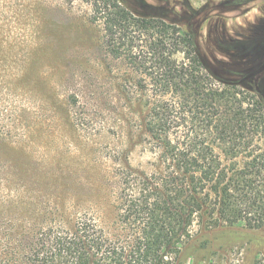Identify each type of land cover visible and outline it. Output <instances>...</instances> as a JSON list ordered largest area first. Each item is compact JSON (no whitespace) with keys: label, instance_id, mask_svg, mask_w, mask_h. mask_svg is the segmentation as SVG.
I'll return each instance as SVG.
<instances>
[{"label":"trees","instance_id":"16d2710c","mask_svg":"<svg viewBox=\"0 0 264 264\" xmlns=\"http://www.w3.org/2000/svg\"><path fill=\"white\" fill-rule=\"evenodd\" d=\"M85 2L106 53L125 69L119 89L150 160L145 169L132 164L131 138L100 219L48 224L18 212L6 234L0 228V264H184V247L200 234L241 223L262 229L261 81L222 78L220 70L247 74L201 52L195 17L168 20L147 0Z\"/></svg>","mask_w":264,"mask_h":264},{"label":"rangeland","instance_id":"374dc122","mask_svg":"<svg viewBox=\"0 0 264 264\" xmlns=\"http://www.w3.org/2000/svg\"><path fill=\"white\" fill-rule=\"evenodd\" d=\"M147 1L168 20L195 17L201 52L247 74L220 70L222 78L264 85V0ZM91 18L85 0H0L3 234L21 211L48 224L100 219L117 190L128 141L134 166L145 169L150 160L137 140L135 110H125L119 89L125 69L106 53L102 29ZM183 254L184 264H264V227L241 223L203 233Z\"/></svg>","mask_w":264,"mask_h":264}]
</instances>
